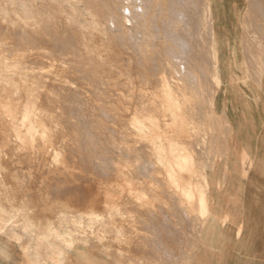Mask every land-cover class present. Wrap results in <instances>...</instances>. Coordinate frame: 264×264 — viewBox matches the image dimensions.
Wrapping results in <instances>:
<instances>
[{
  "label": "rangeland",
  "instance_id": "1",
  "mask_svg": "<svg viewBox=\"0 0 264 264\" xmlns=\"http://www.w3.org/2000/svg\"><path fill=\"white\" fill-rule=\"evenodd\" d=\"M206 1L212 22V0H0V100L34 110L55 137L47 148L0 125V264H218L220 230L242 220L248 166L217 108ZM181 32L188 63L168 56H183Z\"/></svg>",
  "mask_w": 264,
  "mask_h": 264
},
{
  "label": "crops",
  "instance_id": "2",
  "mask_svg": "<svg viewBox=\"0 0 264 264\" xmlns=\"http://www.w3.org/2000/svg\"><path fill=\"white\" fill-rule=\"evenodd\" d=\"M212 1L218 47L215 77L216 84L220 83L217 108L238 135V149L248 166L242 220L220 230L217 263L264 264V0ZM245 5L247 15L242 13Z\"/></svg>",
  "mask_w": 264,
  "mask_h": 264
},
{
  "label": "bare ground",
  "instance_id": "3",
  "mask_svg": "<svg viewBox=\"0 0 264 264\" xmlns=\"http://www.w3.org/2000/svg\"><path fill=\"white\" fill-rule=\"evenodd\" d=\"M173 1V0H172ZM168 3H170V2H168ZM141 4V3H140ZM172 4V3H171ZM169 5V4H168ZM176 5V4H175ZM178 5V4H177ZM177 5H176V7H177ZM194 5V4H193ZM206 13H207V18L209 19V23H210V27H208V28H210L209 30H210V34L212 35V33H213V30H212V26H211V10H210V7H211V1H206ZM172 6H174V3H173V5ZM173 8V7H172ZM186 8V7H185ZM192 8V7H191ZM255 8V7H254ZM175 10H177V9H175ZM203 10V9H202ZM170 13L169 14H174V11L173 10H171L170 9ZM183 11V10H182ZM190 11V10H189ZM180 12V11H179ZM188 12V11H187ZM253 12H254V10H253ZM176 14V13H175ZM177 14H179L178 13V10H177ZM176 14V15H177ZM189 14V13H188ZM187 15V14H186ZM185 14H182L181 16L185 19V21H186V16ZM199 15V14H198ZM171 16H173V15H171ZM190 16V15H189ZM201 17V16H200ZM188 20H189V18H188ZM198 21V20H197ZM172 23H173V21H172ZM171 23V24H172ZM190 23H192V22H190ZM177 24V23H176ZM179 24H181V22L179 23ZM168 25V24H167ZM184 25V24H183ZM165 26V25H164ZM168 27H169V25H168ZM169 28H171V27H169ZM184 28V27H183ZM155 29V28H154ZM158 29V28H157ZM186 29H187V31H191V25L190 24H188V23H186ZM165 30H166V27H165ZM167 31H169V30H166V34L168 33ZM186 32V31H185ZM139 33V32H138ZM182 33L183 32H181L180 33V35L179 34H176V36H175V39H176V46H178L180 49H182V51L184 52H182V51H180V52H182L183 53V56H177V55H173V54H170L169 52H167V53H169L168 54V56H169V58H172L171 60H174L173 62H181V61H184V62H187V60H186V58H188V56L186 57V53H187V51H189V50H191L190 48V44H189V42H188V39L186 38V37H184V35H182ZM188 33H190V32H188ZM144 34V33H143ZM186 34H187V32H186ZM145 35V34H144ZM154 35V34H153ZM155 36H156V34H155ZM188 36V35H187ZM139 37V36H138ZM172 38H174V36H171ZM170 37V38H171ZM189 37V36H188ZM137 38V37H136ZM167 38V37H166ZM169 38V37H168ZM167 38V39H168ZM139 40V39H138ZM212 40V39H211ZM170 41H171V39H170ZM252 41V40H251ZM130 43V42H129ZM174 43V42H173ZM62 44V43H61ZM66 44H68V43H66ZM70 44V43H69ZM125 44V43H124ZM128 44V43H127ZM251 44V43H250ZM175 45V44H174ZM256 46V45H255ZM128 47V46H127ZM167 47V46H166ZM169 47V46H168ZM167 47V48H168ZM247 48V47H246ZM163 49V48H162ZM200 49H201V47H200ZM255 49V48H254ZM170 50H171V48H170ZM174 50V49H173ZM259 50V49H258ZM71 51V50H70ZM123 51V50H122ZM198 51V50H197ZM196 51V52H197ZM261 51V50H260ZM63 52V51H62ZM128 52V51H127ZM163 52V51H162ZM177 52V51H176ZM175 52V53H176ZM195 52V51H194ZM203 52V51H202ZM69 53V52H68ZM146 53V52H145ZM189 53V52H188ZM127 54V53H126ZM125 54V55H126ZM177 54V53H176ZM195 54V53H194ZM193 54V55H194ZM202 54V53H201ZM257 54V53H256ZM9 55V54H8ZM138 55V54H137ZM187 55H191V54H187ZM248 55V54H247ZM258 55V54H257ZM34 56V55H33ZM67 56V55H66ZM155 56V55H154ZM157 57H158V55H156ZM165 56V55H164ZM250 56V55H249ZM249 56H247V57H249ZM182 57V58H181ZM193 57H195V56H193ZM36 58V57H35ZM77 58H78V56H77ZM148 58V57H147ZM151 58V57H150ZM251 58V57H250ZM81 59V58H80ZM123 59V58H122ZM128 59V58H127ZM140 59V58H139ZM139 59H137V61L139 60ZM156 59V58H155ZM183 59H185V60H183ZM189 59H190V57H189ZM30 60H32V59H30ZM29 60V61H30ZM71 60V59H70ZM133 60H135V59H133ZM161 60V59H160ZM73 61V60H72ZM189 61V60H188ZM34 62V61H33ZM89 62V61H88ZM136 62V61H135ZM134 62V63H135ZM156 62V61H155ZM158 62V61H157ZM184 62H182L181 63V70H180V72L182 73V74H186L187 76H188V78L192 81V79H195V73L191 70L192 68H190V64L188 65L189 67H186L187 65H185L184 64ZM189 62H191V60L189 61ZM194 62H195V58H194ZM81 63V62H80ZM98 63V62H97ZM116 63V62H115ZM128 63H129V61H128ZM133 63V62H132ZM142 63V62H141ZM150 63H151V61H150ZM188 63V62H187ZM207 63V62H206ZM252 63V62H251ZM39 64V63H38ZM42 64V63H41ZM136 64H138V63H136ZM135 64V65H136ZM153 64H155L154 63V61H153ZM56 65V64H55ZM96 65V64H95ZM104 65H106V64H104ZM135 65H133V66H135ZM142 65H143V63H142ZM174 65V64H173ZM193 65V64H192ZM191 65V66H192ZM198 65V64H197ZM254 65V64H253ZM99 66H102V65H99ZM129 66V65H128ZM131 66V65H130ZM140 66V65H139ZM155 66V65H154ZM249 66V65H248ZM143 67V66H142ZM150 67H151V65H150ZM174 67H175V65H174ZM173 67V68H174ZM38 68V67H37ZM40 68V67H39ZM48 68V67H47ZM57 68V67H56ZM75 68V67H74ZM102 70H104L103 69V67H100ZM126 68V67H125ZM129 68V67H128ZM153 69H155V67H152ZM157 68V67H156ZM172 68V69H173ZM189 68V69H188ZM55 69V68H54ZM75 69H77V68H75ZM82 69V68H81ZM100 69V70H101ZM130 69H132V67H130ZM148 69V68H147ZM161 69V68H160ZM159 69V70H160ZM199 69V68H198ZM208 69V68H207ZM59 70V69H58ZM99 70V71H100ZM106 70H107V67H106ZM106 70H104V71H106ZM133 70H135V69H133ZM149 70V69H148ZM250 70V69H249ZM62 71V70H61ZM80 71V70H79ZM132 71V70H131ZM155 71V70H154ZM60 72V71H59ZM69 72V71H68ZM147 72V71H146ZM149 72V71H148ZM151 72V71H150ZM149 72V73H150ZM175 72L177 73V70H175ZM200 72V71H199ZM100 73V72H99ZM135 73V72H134ZM148 73V74H149ZM84 74V73H83ZM82 74V75H83ZM88 74H89V72H88ZM101 74V73H100ZM136 74V73H135ZM141 74V73H140ZM142 74H143V72H142ZM151 74V73H150ZM180 74V73H179ZM208 74V73H207ZM211 74V73H210ZM252 74V73H251ZM126 75V74H125ZM145 75H147V73L145 74ZM155 75V74H154ZM71 76V75H70ZM143 77H144V74L142 75ZM148 76V75H147ZM147 76H145V79H147ZM150 76V75H149ZM181 76V75H180ZM213 76V75H212ZM81 76H79L78 78H80ZM82 77H84V76H82ZM81 77V78H82ZM142 77V78H143ZM77 78V77H76ZM88 78H89V76H88ZM87 78V79H88ZM130 78V77H129ZM148 78H150V77H148ZM212 78V77H211ZM83 79V78H82ZM90 79V78H89ZM124 79V78H123ZM144 79V80H145ZM158 79V78H157ZM181 79V78H180ZM75 80V79H74ZM99 80V79H98ZM137 80H140L139 78L137 79ZM151 80V79H150ZM127 81V80H126ZM146 81V80H145ZM149 81V79L146 81L147 83H149L148 82ZM154 81H157L156 80V78H155V80ZM189 81V80H188ZM194 81V80H193ZM144 82V81H143ZM151 82V81H150ZM177 82V81H176ZM93 83V82H92ZM97 83V82H96ZM153 83V82H152ZM157 83V82H156ZM164 83V82H163ZM162 83V84H163ZM194 83H195V81H194ZM198 83V82H197ZM77 84V83H76ZM98 84V83H97ZM104 84V83H103ZM155 84V83H154ZM58 85V84H57ZM105 85V84H104ZM149 86H150V83L148 84ZM186 85V84H185ZM95 86V85H94ZM99 86H100V84H99ZM138 86V85H137ZM141 86V85H140ZM152 86V85H151ZM60 87V86H59ZM64 87V86H63ZM62 87V88H63ZM97 87V86H96ZM168 87V86H167ZM176 87V86H175ZM182 87V86H181ZM200 87V86H199ZM65 90H67V87L65 86ZM92 88H94V87H92ZM137 88V87H136ZM144 88V87H143ZM152 88V87H151ZM166 88V87H165ZM211 88V87H210ZM95 89V88H94ZM153 89H154V87H153ZM177 89H178V87H177ZM179 90V89H178ZM109 91H111V90H109ZM167 91V90H166ZM113 92V91H112ZM128 92V91H127ZM145 92V91H144ZM176 92V91H175ZM98 93V92H97ZM148 93H149V91H148ZM202 93V92H201ZM43 94V93H42ZM101 94V93H100ZM107 94V93H106ZM147 94V93H146ZM154 94V93H153ZM155 94H156V92H155ZM185 94V93H184ZM200 94V93H199ZM99 95V94H98ZM148 95V94H147ZM146 95V96H147ZM152 95V94H151ZM160 95V94H159ZM154 96V95H153ZM152 96V97H153ZM157 96V95H156ZM98 97V96H97ZM133 97V96H132ZM160 97V96H159ZM158 97V98H159ZM202 97V96H201ZM46 98H47V95H46ZM49 98V97H48ZM120 98H121V96H120ZM78 99V98H77ZM103 99V98H102ZM147 99V98H146ZM155 99V98H154ZM202 99V98H201ZM48 100V99H47ZM50 100V99H49ZM106 100V99H105ZM207 100V99H206ZM44 101V100H43ZM79 101V100H78ZM154 101H156V99L154 100ZM159 101V100H158ZM161 101V100H160ZM159 101V102H160ZM171 101H172V99H171ZM71 102H72V100H71ZM150 102V101H149ZM162 103V102H161ZM165 104V103H164ZM160 105V104H159ZM39 106V105H38ZM101 106V105H100ZM161 106V105H160ZM75 107V106H74ZM134 107V106H133ZM156 107V106H155ZM131 109V108H130ZM162 109V108H161ZM207 109V108H206ZM50 110V109H49ZM145 110V109H144ZM78 111V110H77ZM242 111V110H241ZM52 112V111H51ZM82 112V111H81ZM0 116H2L3 118H1V120H0V125L1 126H3V127H5V128H8L9 130H12L13 132H16V134H17V136L19 135L20 136V134H22V132H23V130L26 132V137L29 139V140H31V141H36L37 139H39L43 144H45V146H47V148H48V146L49 145H53V143L55 142L54 141V136H53V133H51L50 132V130H49V128L47 127V125H45V124H41V123H39V121H37V120H35V118L33 117L34 115H35V113H34V110H32L31 108H29V107H25V108H23V110L21 109V107H20V105L19 104H13V103H10V102H4V101H2V100H0ZM81 114V113H80ZM106 114H107V112H106ZM106 114H104V117L106 118ZM131 114V113H130ZM164 114V113H163ZM91 116V115H90ZM89 116V117H90ZM108 116V115H107ZM111 116V115H110ZM152 116H154V115H152ZM162 116V115H161ZM197 116V115H196ZM133 117V116H132ZM138 117V116H137ZM156 117V116H155ZM168 117V116H167ZM43 118V117H42ZM111 118H112V116H111ZM130 118V117H129ZM139 118V117H138ZM197 118V117H196ZM209 118V117H208ZM217 118V117H216ZM106 119H109V118H106ZM114 119V118H113ZM136 119V118H135ZM157 119V118H156ZM163 119V118H162ZM44 120V119H43ZM102 120V119H101ZM111 120V119H110ZM110 120H108V121H110ZM141 120V119H140ZM160 120V119H159ZM90 121V120H89ZM165 121H167V120H165ZM107 122V121H106ZM111 122V121H110ZM129 122V121H128ZM140 122V121H139ZM113 123V122H112ZM166 123V122H165ZM177 123V122H176ZM209 123V122H208ZM48 124H49V122H48ZM154 124V123H153ZM172 124V123H171ZM94 125V124H93ZM108 125V124H107ZM119 125V124H118ZM136 125V124H135ZM139 125V124H138ZM169 125V124H168ZM195 125V124H194ZM201 125V124H200ZM82 126V125H81ZM89 126H92V125H90L89 124ZM163 126V125H162ZM86 127V126H85ZM155 127V126H154ZM157 127V126H156ZM160 127V126H159ZM165 127V126H164ZM171 127V126H170ZM200 127V126H199ZM225 127V126H224ZM53 128V127H52ZM110 128V127H109ZM127 128V127H126ZM147 128H149V126L147 127ZM169 128V127H168ZM196 128V127H195ZM72 129V128H71ZM74 129V128H73ZM79 129V128H78ZM87 129V128H86ZM152 129H153V126H152ZM151 129V130H152ZM155 129V128H154ZM198 129V128H197ZM196 129V130H197ZM211 129V128H210ZM2 130V129H1ZM53 130V129H52ZM109 130H111V129H109ZM173 130V129H172ZM3 132H5V129L4 130H2ZM67 131V130H66ZM79 131V130H78ZM92 130H90V132H91ZM165 131V130H164ZM166 131H168V130H166ZM176 131V130H175ZM193 131V130H192ZM228 131V130H227ZM7 132H8V130H7ZM116 132V131H115ZM115 132H114V135H115ZM151 132V131H150ZM153 132V131H152ZM178 132V131H177ZM56 133V132H55ZM54 133V134H55ZM89 133V132H88ZM88 133H87V135L86 136H88ZM104 133V132H103ZM147 133V132H146ZM8 134H11V133H8ZM86 134V133H85ZM93 134V133H92ZM105 134V133H104ZM117 134V133H116ZM152 134H154V132L152 133ZM1 135V134H0ZM106 135V134H105ZM111 135H112V133H111ZM157 135H158V133H157ZM180 135V134H179ZM195 135V134H194ZM193 135V136H194ZM13 136V135H12ZM12 136H10V135H8L7 137H10V138H13ZM15 136V135H14ZM58 136V135H57ZM68 136V135H67ZM91 136H94V135H91ZM96 136V135H95ZM104 136V135H103ZM2 137H4L3 135H2ZM2 137H1V139L0 140H2ZM59 137V136H58ZM57 137V138H58ZM75 138H76V136H74ZM83 137V136H82ZM105 137V136H104ZM115 137H117V136H115ZM123 137V136H122ZM68 138H70V137H68ZM95 138V137H94ZM194 138V137H193ZM9 139V138H8ZM85 139V138H84ZM90 139H92V138H90ZM90 139H85V140H90ZM99 139V138H98ZM13 140H14V138H13ZM58 140H59V138H58ZM93 140V139H92ZM92 140H91V142H92ZM96 140V139H95ZM110 140V139H109ZM108 140V141H109ZM7 141V140H6ZM10 141V140H9ZM12 141V140H11ZM61 141V140H60ZM97 141H99V140H97ZM97 141H96V143H97ZM122 141H125L124 140V138L122 139ZM127 141H128V139H127ZM132 141V140H131ZM193 141V140H192ZM4 141L2 140V142H0L1 144L3 143ZM14 142V141H13ZM30 142V141H29ZM85 142V141H84ZM119 142V141H118ZM5 143V142H4ZM3 143V144H4ZM17 143V142H16ZM19 143V142H18ZM86 143V142H85ZM90 143V142H89ZM95 143V142H94ZM93 143V144H94ZM124 143V142H123ZM122 143V144H123ZM6 144V143H5ZM4 144V145H5ZM29 144V143H28ZM36 144V143H35ZM34 144V145H35ZM69 144V143H68ZM128 144V143H127ZM4 145H2V146H4ZM7 145H8V143H7ZM36 145H38V143L36 144ZM56 145V144H55ZM114 145H115V143H114ZM33 146V145H32ZM94 146V145H93ZM99 146V145H98ZM134 146V145H133ZM139 146V145H138ZM137 146V147H138ZM6 147V146H5ZM16 147H17V145H16ZM91 147V146H90ZM95 147H97V145H95ZM95 147H94V149H95ZM102 147H104L103 145H102ZM113 147V146H112ZM37 148V147H36ZM35 148V149H36ZM85 148V147H84ZM93 147H91V150L92 151H94L93 149H92ZM99 148V147H98ZM115 148V147H114ZM193 148V147H192ZM46 149V148H45ZM88 149V148H87ZM86 148H85V150H87ZM138 149V148H137ZM34 150V149H33ZM51 150H53V149H51ZM50 150V151H51ZM90 150V151H91ZM96 150H97V148H96ZM99 150H100V148H99ZM102 150H104V149H102ZM107 150V149H106ZM120 150V149H119ZM101 151V150H100ZM108 151V150H107ZM31 152H33V151H31ZM30 152V153H31ZM37 151L35 150V153H36ZM74 152V151H73ZM95 152V151H94ZM126 152V151H125ZM136 152V151H135ZM143 152V151H142ZM24 153H26V152H24ZM38 153V152H37ZM70 153V152H69ZM88 153H89V151H88ZM87 153V154H88ZM113 153V152H112ZM39 154V153H38ZM45 154V153H44ZM51 154V153H50ZM68 154V153H67ZM85 154V153H84ZM104 154V153H103ZM109 154V153H108ZM133 154V153H132ZM145 154V153H144ZM10 155V154H9ZM23 155V154H22ZM28 155H29V153H28ZM69 155V154H68ZM94 155V154H93ZM102 155V154H101ZM125 155H128V154H125ZM143 155V154H142ZM31 156V155H30ZM30 156L28 157V158H30ZM40 156V155H39ZM38 156V157H39ZM45 156V155H44ZM52 156V155H51ZM67 156V155H66ZM79 156H81V155H79ZM87 156H89V154L87 155ZM100 156V155H99ZM99 156H97V157H99ZM106 156H108V155H106ZM113 156V155H112ZM124 156V155H123ZM140 156V155H139ZM144 156V155H143ZM31 157H33V156H31ZM83 157V156H82ZM86 157V156H85ZM95 157V156H94ZM94 157H92V160H93V158ZM97 157H95V158H97ZM44 158V157H43ZM67 158H69V157H67ZM67 158H66V160H67ZM76 158V157H75ZM91 158V157H90ZM94 158V159H95ZM102 158L104 159L105 158V156L103 157L102 156ZM109 158V157H108ZM128 158V157H127ZM139 158H141V157H139ZM144 158H146L145 156H144ZM32 159V158H31ZM51 159V158H50ZM71 159V158H70ZM77 159V158H76ZM81 159V158H80ZM88 159V158H87ZM106 159V158H105ZM100 160V159H99ZM111 160V159H110ZM143 160L144 159H142V160H140V161H142L143 162ZM76 161H78V159L76 160ZM88 161V160H87ZM95 161V160H94ZM135 161V160H134ZM138 161V160H137ZM145 161H147L146 159H145ZM81 162H82V160H81ZM108 162H110V161H108ZM107 161H106V163H108ZM112 162H114V160H112ZM125 162V161H124ZM141 162V163H142ZM68 163V162H67ZM83 163V162H82ZM91 163V162H90ZM92 163H93V161H92ZM102 163H103V161H102ZM146 163H148V162H146ZM154 163V162H153ZM69 164V163H68ZM67 164V165H68ZM71 164V163H70ZM75 164V163H74ZM73 164V165H74ZM85 164V163H84ZM94 164V163H93ZM95 164H96V161H95ZM143 164V163H142ZM72 165V166H73ZM78 165H79V163H78ZM96 165H98V162H97V164ZM114 165V164H113ZM117 165H119L118 163H117ZM123 165V164H122ZM121 165V166H122ZM148 165V164H147ZM150 165V164H149ZM76 166V165H75ZM82 166V165H81ZM109 166V165H108ZM120 166V167H121ZM137 166H138V164H137ZM141 166V164L139 163V167ZM151 166H152V164H151ZM154 166V165H153ZM69 167H70V165H69ZM74 167V166H73ZM79 167V166H78ZM87 167H89L90 168V166H86V168ZM92 167V166H91ZM100 167V166H99ZM113 167H116V166H113ZM138 167V168H139ZM146 167H148V166H146ZM61 168V167H60ZM63 168V167H62ZM103 168V167H102ZM109 168V167H108ZM111 168V167H110ZM119 168V167H118ZM121 168H124V166L123 167H121ZM131 168V167H130ZM141 168V167H140ZM155 168V167H154ZM158 168V167H157ZM83 169V168H82ZM85 169V168H84ZM96 169V168H95ZM94 169V170H95ZM98 169V168H97ZM105 169V168H104ZM114 169V168H113ZM127 169V168H126ZM132 169V168H131ZM136 169V168H135ZM148 169V168H147ZM152 169V168H151ZM54 170V169H53ZM63 170V169H62ZM69 170V169H68ZM75 171L76 170H78V168L77 169H74ZM73 170V171H74ZM101 170V169H100ZM106 170V169H105ZM108 170V169H107ZM110 170V169H109ZM123 170H125V168L123 169ZM133 170V169H132ZM138 170V169H137ZM149 170V169H148ZM153 170V169H152ZM154 170H156V169H154ZM80 171H81V169H80ZM95 171H97V170H95ZM117 171H118V169H117ZM119 171H121V170H119ZM56 172V171H55ZM65 172V171H64ZM83 172V171H82ZM98 172V171H97ZM105 172V171H104ZM109 172V171H108ZM107 172V173H108ZM111 172V171H110ZM114 172V171H113ZM112 172V173H113ZM124 172V171H123ZM135 172V171H134ZM61 173V172H60ZM69 173H72V172H69ZM79 173V172H78ZM103 173V172H102ZM106 173V174H107ZM128 173H129V171H128ZM131 173V172H130ZM143 173V172H142ZM154 173V172H153ZM160 173V172H159ZM43 174V173H42ZM74 175H75V172L73 173ZM76 174H77V172H76ZM81 174V173H80ZM86 174V173H85ZM94 174V173H93ZM96 174V173H95ZM98 174H100V172L98 173ZM103 174H105V173H103ZM102 174V175H103ZM139 174H140V172H139ZM145 174V173H144ZM152 174V173H151ZM58 175V174H57ZM68 175V174H67ZM87 175V174H86ZM101 175V176H102ZM108 175V174H107ZM125 175H126V173H125ZM135 175H138V174H135ZM48 176V175H47ZM69 176V175H68ZM71 176V175H70ZM106 176V175H105ZM131 176H132V174H131ZM143 175H140V177H142ZM51 177V176H50ZM59 177V176H58ZM61 177V176H60ZM73 177V176H72ZM88 177V176H87ZM94 177H95V175H94ZM100 177V176H99ZM98 177V178H99ZM113 176H111V178H112ZM139 177V176H138ZM198 177V176H197ZM53 178V177H52ZM57 178V177H56ZM65 178V177H64ZM79 178V177H78ZM96 178V177H95ZM111 178H108L109 180H111ZM115 178V177H114ZM128 178V177H127ZM137 178V177H136ZM144 178V177H143ZM157 178V177H156ZM60 179V178H59ZM70 179H71V177H70ZM69 179V180H70ZM79 179H81V178H79ZM107 179V178H106ZM125 179V178H124ZM51 180H54V178L53 179H51ZM66 180V179H65ZM72 180H74V179H72ZM78 180V179H77ZM102 180V179H101ZM115 180V179H114ZM117 180V179H116ZM130 180V179H129ZM135 180V179H134ZM144 180V179H143ZM158 180V179H157ZM169 180V179H168ZM58 181V180H57ZM67 181V180H66ZM81 181V180H80ZM83 181V180H82ZM105 181V180H104ZM108 181V180H107ZM124 181V180H123ZM128 181V180H127ZM126 181V182H127ZM46 182V181H45ZM49 182V181H48ZM47 182V183H48ZM52 182V181H51ZM56 182V181H55ZM62 182V181H61ZM64 182V181H63ZM88 182H90V181H88ZM94 182V181H93ZM92 182V183H93ZM120 182V181H119ZM138 182H140V181H138ZM147 182V181H146ZM39 183V182H38ZM70 183V182H69ZM68 183V184H69ZM74 183V182H73ZM99 183H102V182H99ZM112 183V182H111ZM117 182H115V184H116ZM144 183V182H143ZM150 183V182H149ZM162 183H164V182H162ZM165 183H166V181H165ZM52 184V183H51ZM57 184V183H56ZM60 184H62V183H60ZM67 184V185H68ZM76 183H74V185H75ZM84 184H86V183H84ZM81 185V187L82 186H85V185ZM105 184V183H104ZM110 184V183H109ZM120 184V183H119ZM118 184V185H119ZM122 184H124V183H122ZM146 184V183H145ZM50 185V184H49ZM96 185V184H95ZM117 185V184H116ZM115 185V186H116ZM117 185V186H118ZM128 184H126V186H127ZM166 185H167V183H166ZM69 186H70V184H69ZM101 186H105V185H101ZM100 186V187H101ZM114 186V185H113ZM120 186V185H119ZM122 186V185H121ZM139 186V185H138ZM58 187V186H57ZM56 187V188H57ZM71 187V186H70ZM75 187H77V186H75ZM80 187V186H79ZM99 187V188H100ZM106 187H107V184H106ZM105 187V188H106ZM130 187V186H129ZM137 187V186H136ZM49 188V187H48ZM69 188V187H68ZM67 188V189H68ZM97 188V187H96ZM102 188V187H101ZM116 189H117V187H115ZM119 188V187H118ZM128 188V187H127ZM156 188V187H155ZM53 189H54V186H53ZM66 189V188H65ZM74 189V188H73ZM79 189V188H78ZM112 189V188H111ZM130 189V188H129ZM153 189V188H152ZM51 190V189H50ZM70 190V189H69ZM75 190V189H74ZM93 190V189H92ZM98 190V189H97ZM96 190V191H97ZM102 191H103V189H101ZM131 190V189H130ZM154 190V189H153ZM47 191V190H46ZM79 191V190H78ZM83 191V190H82ZM109 191V190H108ZM121 191H122V189H121ZM120 191V192H121ZM152 191V190H151ZM167 191V190H166ZM174 191V190H173ZM45 192V191H44ZM50 192H52V191H50ZM67 192V191H66ZM65 192V193H66ZM73 192V191H72ZM84 192V191H83ZM95 192V191H94ZM103 192H105V191H103ZM107 192V191H106ZM126 191L124 190V193H125ZM136 192H139V191H136ZM182 192V191H181ZM75 193H77V192H75ZM87 193V192H86ZM99 193H101V191L99 192ZM113 193V192H112ZM130 193V192H129ZM51 194V193H50ZM56 194V193H55ZM61 194H62V192H61ZM71 193L69 192V195H70ZM74 194V193H73ZM92 194V193H91ZM95 194H97V192L95 193ZM105 194V193H104ZM107 194H109V192H107ZM111 194V193H110ZM114 194V193H113ZM133 194V193H132ZM168 194V193H167ZM176 194V193H175ZM196 194V193H195ZM122 195H124V194H122ZM145 195V194H144ZM62 196V195H61ZM68 196V195H67ZM91 196V195H90ZM116 196V195H115ZM118 196V195H117ZM171 196H172V194H171ZM71 197V196H70ZM75 197V196H74ZM79 197V196H78ZM105 197V196H104ZM119 197V196H118ZM130 197V196H129ZM147 196H145V198H146ZM161 197V196H160ZM52 198V197H51ZM63 198V197H62ZM62 198H61V200H62ZM69 198V197H68ZM107 198V197H106ZM165 198V197H164ZM66 199V198H65ZM99 199V198H98ZM111 199V198H110ZM112 199H113V197H112ZM111 199V200H112ZM58 200V199H57ZM114 200V199H113ZM116 200H118V199H116ZM120 200V199H119ZM118 200V201H119ZM70 201V200H69ZM72 201V200H71ZM108 201V200H107ZM140 200H138V202H139ZM156 201V200H155ZM196 201V200H195ZM97 202V201H96ZM99 202V201H98ZM105 202V201H104ZM110 203H111V201H109ZM123 202H124V200H123ZM137 202V203H138ZM165 202V201H164ZM169 202V201H168ZM177 202V201H176ZM91 203V202H90ZM94 203V202H93ZM172 203V202H171ZM76 204V203H75ZM101 204V203H100ZM173 204V203H172ZM70 205V204H69ZM78 205V204H77ZM96 205H98V204H96ZM104 205V204H103ZM106 205V204H105ZM109 207L110 206H112V205H109V204H107ZM74 206V205H73ZM82 206V205H81ZM100 206H102V205H100ZM192 206V205H191ZM82 207H84V206H82ZM95 207V206H94ZM97 208H99L98 206H96ZM96 207H95V209H96ZM104 207V206H103ZM172 207V206H171ZM181 207V206H180ZM72 208V207H71ZM89 208H92V206L90 207L89 206ZM165 208V207H164ZM78 209V208H77ZM88 209V208H87ZM94 209V210H95ZM82 210V209H81ZM84 211H85V209H83ZM87 211V210H86ZM89 211V210H88ZM98 211V210H97ZM103 211V210H102ZM166 211V210H165ZM196 211V210H195ZM150 214V213H149ZM143 216V215H142ZM161 216V215H160ZM164 216V215H163ZM182 216V215H181ZM150 217V216H149ZM154 217V216H153ZM144 218V217H143ZM184 218V217H183ZM150 219V218H149ZM140 220H142V219H140ZM152 221V220H151ZM187 221V220H186ZM158 222V221H157ZM137 223V222H136ZM143 223V222H142ZM149 223V222H148ZM186 223V222H185ZM139 224V223H138ZM150 224H152L151 222H150ZM155 224V223H154ZM187 224V223H186ZM156 225V224H155ZM163 225H164V223H163ZM167 225V224H166ZM192 226V225H191ZM158 229V228H157ZM241 229H243V226H241ZM164 232H162V234H163ZM166 233V232H165ZM168 235V234H167ZM166 236V235H165ZM164 238V237H163ZM168 239V238H167ZM164 240V239H163Z\"/></svg>",
  "mask_w": 264,
  "mask_h": 264
}]
</instances>
